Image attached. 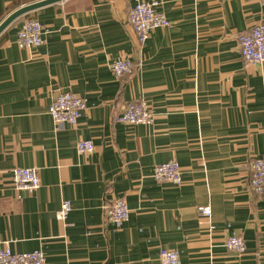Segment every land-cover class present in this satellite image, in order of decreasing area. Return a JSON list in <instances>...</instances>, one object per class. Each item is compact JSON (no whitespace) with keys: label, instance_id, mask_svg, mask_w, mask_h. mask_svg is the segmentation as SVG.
<instances>
[{"label":"crops","instance_id":"crops-1","mask_svg":"<svg viewBox=\"0 0 264 264\" xmlns=\"http://www.w3.org/2000/svg\"><path fill=\"white\" fill-rule=\"evenodd\" d=\"M42 0H0V23ZM151 1V0H147ZM134 0H63L0 33V243L42 250L44 264H158L161 249L180 264H264V198L249 188L251 160L264 158V62L246 65L237 36L264 22L256 0H164L171 22L140 43L127 23ZM34 18L44 44L19 48ZM127 57L131 75L110 65ZM85 100L74 127L48 114L61 91ZM147 103L150 125L117 121L126 104ZM80 140L94 145L77 152ZM175 160L179 185L152 177ZM16 167L35 168L39 188L18 191ZM123 198L128 220L106 213ZM63 200L71 211L60 221ZM209 205V219L196 208ZM242 236L245 251L224 247Z\"/></svg>","mask_w":264,"mask_h":264},{"label":"built area","instance_id":"built-area-1","mask_svg":"<svg viewBox=\"0 0 264 264\" xmlns=\"http://www.w3.org/2000/svg\"><path fill=\"white\" fill-rule=\"evenodd\" d=\"M264 5V0H256ZM164 0H134V6L129 11L127 23L132 27L137 40L145 42L150 33L156 28H169L171 22L165 14L157 9ZM43 27L34 18L22 24L16 34V44L19 48L38 47L44 44ZM239 51L246 65H261L264 62V22L256 24L249 30L237 36ZM114 78L131 75L133 64L129 58L123 57L110 65ZM86 109L85 100L71 91H61L52 100L48 114L55 126L68 125L74 127ZM154 120V113L146 102L133 100L125 105L117 121L128 125H150ZM77 152L82 155H91L94 145L90 140H80L76 145ZM152 177L158 183H171L179 185L181 173L175 160L154 166ZM12 180L18 191L32 193L40 186V177L35 168L16 167L12 170ZM249 188L256 196L264 198V158L251 160V176ZM71 211L69 200H63L56 212V218L64 221ZM199 218L209 219L211 208L209 205L196 208ZM129 209L123 198H115L107 210V222L115 228H120L129 218ZM224 247L233 253L241 255L245 251L242 236L233 234L224 241ZM45 254L42 250L15 253L10 250L9 242L0 243V264H44ZM158 264H180L179 254L176 250L161 249L158 255Z\"/></svg>","mask_w":264,"mask_h":264},{"label":"water","instance_id":"water-1","mask_svg":"<svg viewBox=\"0 0 264 264\" xmlns=\"http://www.w3.org/2000/svg\"><path fill=\"white\" fill-rule=\"evenodd\" d=\"M63 0H42L33 4H29L26 6H23L21 8H19L18 10H16L15 12H13L12 14H10L9 16H7L1 23H0V33L7 28L13 21H15L16 19H18L21 16H24L34 10H37L41 7H44L46 5H50L53 3H57Z\"/></svg>","mask_w":264,"mask_h":264}]
</instances>
